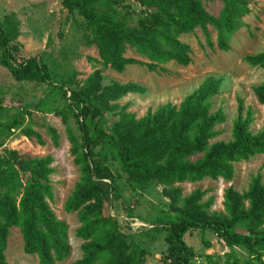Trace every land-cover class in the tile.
<instances>
[{"label": "trees", "instance_id": "obj_1", "mask_svg": "<svg viewBox=\"0 0 264 264\" xmlns=\"http://www.w3.org/2000/svg\"><path fill=\"white\" fill-rule=\"evenodd\" d=\"M219 1L222 7L217 16L206 11L203 0H60V4L82 17L84 43L95 46L101 65L120 74L130 65L148 72H164V65L171 62L188 66L191 49L180 36L196 28L212 47L211 27L218 50L229 51L242 18L250 13L249 3ZM19 26L13 13L0 20V66L17 83L51 86L53 113L65 125L69 154L79 171L63 205L66 213H76L79 222L75 237L82 241V254L74 264H145V248L123 231L119 216L111 215L108 209L120 201L125 216L131 218L123 191L144 190L147 183L161 186V194L168 200L170 212L156 217L149 229H142L144 234L164 232L165 262L192 264L195 253L184 236L198 230L212 232L229 248L244 249L255 261L240 262L231 255L223 264H264V179L260 174L251 177L242 193L225 189L221 212L210 211L214 197L202 200L207 191L196 189L183 197L178 186L205 179L229 182L235 163L264 155V125L259 132H251L252 115L244 111L242 100H238L231 139L210 143L220 135L215 128L226 120L220 109L211 111L220 80L208 78L178 105L165 103L136 118L127 105L120 107L115 102L130 93H143V87L132 82L102 85L100 69L83 81L76 80V72L67 79L56 78L41 56L19 61L15 44ZM128 49L143 60L126 57ZM244 62L264 70V49L246 56ZM252 91L257 102L264 104V79ZM4 100L5 96L0 97V264H8L5 252L12 228L21 234L25 255L36 256L39 264H55L69 256L70 244L68 226L50 208L53 158L24 159L16 150L3 147L17 129L27 139L43 144L38 132L23 126L24 117H32L24 100L11 95L10 107ZM7 109L10 112L5 115ZM108 114L117 117L110 126ZM70 120L76 131L71 129ZM47 133L57 146L56 130L48 126ZM205 261L220 264L212 256H206Z\"/></svg>", "mask_w": 264, "mask_h": 264}, {"label": "rangeland", "instance_id": "obj_2", "mask_svg": "<svg viewBox=\"0 0 264 264\" xmlns=\"http://www.w3.org/2000/svg\"><path fill=\"white\" fill-rule=\"evenodd\" d=\"M250 13L242 18V25L230 40V49L227 52L218 50L216 33L208 27L212 47L208 46L205 37L199 28L193 32L182 34L180 41L191 49V64L186 67L176 63L164 65L165 71L148 72L139 65H130L122 73H117L101 65L95 46L87 47L84 43L86 33L85 22L75 12L69 13L61 7L60 0H0V20L10 13L15 14L20 22V35L16 40L17 60L30 57H40L45 61L56 78L67 79L76 72V80H85L94 70L100 69L102 85L112 82L136 83L144 88L140 94L130 93L123 96L115 104L122 107L127 105V111L136 118H141L148 109L155 110L157 106L171 103L178 105L185 96L193 92L208 78L220 80L219 95L213 99L211 111L221 110L226 120L218 125L215 130L220 135L211 140L227 142L231 139L232 123L237 116L238 100H242L244 111L249 110L253 122L250 130L257 133L264 125V104H259L253 94V87L258 86L264 79V70L251 67L244 62L246 56H253L264 49V0H248ZM136 4L132 3L134 9ZM206 11L217 16L222 4L219 0H203ZM134 24V20H129ZM126 57H138L132 49H128ZM55 90V89H54ZM51 86L36 83H17L9 73L0 66V97L5 96L4 105L11 106V95L22 98L24 104L32 112L31 119L24 117L23 126H30L41 136L43 144H38L34 139H27L20 130L5 140L3 147L16 150L24 159L43 158L51 156V167L54 173L50 176L53 188V200L50 208L56 218L68 226V240L70 244L69 256L55 264H74L81 258L80 246L82 241L75 237L79 227L76 213H66L63 205L70 196L75 183L79 178V171L73 165L69 154L70 145L67 141L65 125L53 113L52 98L49 97ZM56 91V90H55ZM61 100V99H60ZM58 100V102H60ZM16 104V103H15ZM14 104V105H15ZM10 110L5 111V115ZM108 125L117 120L115 114L107 115ZM72 130H77L70 120ZM54 128L59 136L58 145L53 146L47 133V127ZM1 152V150H0ZM198 156L192 159L198 158ZM234 175L231 181L219 179L212 181L205 179L197 183H182L183 197L196 189L207 191L203 197H214L210 211L223 210V192L232 188L238 193L246 191L251 177L260 174L264 179V155H256L246 162L235 163ZM104 181L103 184H106ZM145 189H124L123 199L132 217L128 218L120 205L114 203V208H109L111 215H118L123 231L130 233L140 247L145 248L147 254L145 264H168L164 257L166 243L164 232H142L149 229L156 217L168 214V200L161 194L162 187L155 183L145 184ZM116 205V206H115ZM129 223V227L126 226ZM242 232L241 229H237ZM185 243L193 249L195 257L192 264H206L205 257L212 256L218 263L223 264L227 256L242 261H254L247 251L240 247H227L212 232H199L192 230L184 236ZM22 238L18 229H10L7 249L5 252L8 264H39L34 255H25L22 250ZM255 262V261H254Z\"/></svg>", "mask_w": 264, "mask_h": 264}]
</instances>
